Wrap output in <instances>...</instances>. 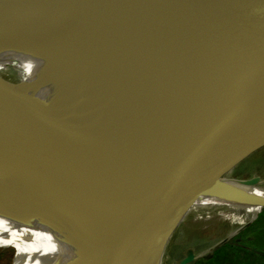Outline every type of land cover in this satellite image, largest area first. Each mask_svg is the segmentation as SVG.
I'll use <instances>...</instances> for the list:
<instances>
[{"label": "water", "instance_id": "1", "mask_svg": "<svg viewBox=\"0 0 264 264\" xmlns=\"http://www.w3.org/2000/svg\"><path fill=\"white\" fill-rule=\"evenodd\" d=\"M56 1L101 40L161 46L154 54L179 48L198 57L197 63L175 59L164 80L166 94L152 97L157 113L141 123L92 103L84 106L89 112L73 102L61 108L0 77V159L77 187L80 200L114 226L103 264H146L147 212L157 208L150 241L159 247L173 216L264 144V0ZM184 2L205 11L158 8ZM1 36L20 50L60 48L35 34ZM256 91L262 101L251 111ZM103 114L106 120L95 129L82 122ZM107 127L118 130L105 133ZM11 172L0 167V178ZM240 198L264 205V197ZM194 259L189 254L181 264Z\"/></svg>", "mask_w": 264, "mask_h": 264}, {"label": "bare ground", "instance_id": "2", "mask_svg": "<svg viewBox=\"0 0 264 264\" xmlns=\"http://www.w3.org/2000/svg\"><path fill=\"white\" fill-rule=\"evenodd\" d=\"M37 6L52 11L23 15L22 20L0 27V77L39 93L61 108L68 109L73 102L79 104V111L89 112L84 106L92 103L104 113L112 112L113 117L141 123L157 113L158 107L151 106L152 97L166 94L164 80L174 71L167 74L176 64L175 59L184 57L189 63L198 62L197 56L179 48L162 47L164 50L154 54L161 46L96 38L78 26L56 0H40ZM199 7L205 11L201 4L187 2L158 8L183 13ZM2 32L35 34L60 48L16 49L2 43ZM182 59L180 63L184 65ZM11 68L18 73L17 82L6 77ZM261 101L262 96L256 91L251 111H256ZM106 115L82 118V122H91L95 129V123L106 120ZM111 130L118 128L107 127L105 133ZM12 165L0 159V167L12 171L0 178V249L18 248L14 264H103L105 249L114 235L112 223L86 206L71 183ZM17 170L23 173L16 174ZM252 179L225 176L202 190L187 209L172 217L159 247L150 241L157 208L150 209L145 217L146 264H163L166 243L186 220L217 217L242 226L250 224L264 207L261 202L240 198L243 194L264 197V182L253 183ZM61 203L65 204V212L60 210Z\"/></svg>", "mask_w": 264, "mask_h": 264}, {"label": "rangeland", "instance_id": "3", "mask_svg": "<svg viewBox=\"0 0 264 264\" xmlns=\"http://www.w3.org/2000/svg\"><path fill=\"white\" fill-rule=\"evenodd\" d=\"M39 1L0 0V16H12L4 19L0 27L22 20L25 16L52 11L37 6ZM17 76V71L11 68L6 77L17 82ZM225 174L237 180L258 177L264 182V144L231 166ZM17 249H0V264H13ZM189 254H195L196 259L188 264H195L200 257L208 254L213 255L215 264H264V207L245 226L233 224L229 219L218 220L217 217L186 220L173 231L163 264H181Z\"/></svg>", "mask_w": 264, "mask_h": 264}, {"label": "trees", "instance_id": "4", "mask_svg": "<svg viewBox=\"0 0 264 264\" xmlns=\"http://www.w3.org/2000/svg\"><path fill=\"white\" fill-rule=\"evenodd\" d=\"M215 264L213 255L208 254L207 256L201 257L195 264ZM194 264V263H193Z\"/></svg>", "mask_w": 264, "mask_h": 264}]
</instances>
